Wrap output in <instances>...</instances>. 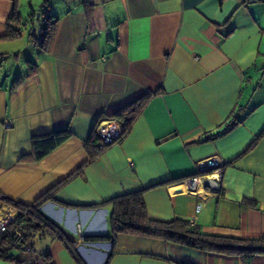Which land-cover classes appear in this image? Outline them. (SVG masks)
Wrapping results in <instances>:
<instances>
[{
    "label": "crops",
    "instance_id": "1",
    "mask_svg": "<svg viewBox=\"0 0 264 264\" xmlns=\"http://www.w3.org/2000/svg\"><path fill=\"white\" fill-rule=\"evenodd\" d=\"M34 1L0 0V41L14 3L22 33L0 49V210L1 197L38 205L65 241L34 234V252L11 249L13 261L0 264H79L75 255L83 264H264L132 234L83 240L110 235L109 202L139 191L154 220H188L197 206L203 233L264 237V2L42 0L25 15ZM45 8L58 20L48 52L30 36ZM25 52L27 71L2 75ZM144 96L128 135L90 159L84 144L99 118ZM60 130L71 137L34 160L32 137ZM211 157L224 164L222 181L187 193L196 163Z\"/></svg>",
    "mask_w": 264,
    "mask_h": 264
},
{
    "label": "trees",
    "instance_id": "2",
    "mask_svg": "<svg viewBox=\"0 0 264 264\" xmlns=\"http://www.w3.org/2000/svg\"><path fill=\"white\" fill-rule=\"evenodd\" d=\"M43 5L47 7L48 1L45 0ZM40 15H42L43 23L41 26L42 35L37 37L35 33H32L30 36L32 37L35 45L42 52H48L54 39L58 20L46 8ZM20 24L21 15L17 5L14 3L6 24L7 34L1 40L12 41L20 38L22 36L21 29L18 27ZM30 76L31 74H28L26 75V78ZM15 83L17 84L12 91H15V89L23 83V81L21 78L17 77L15 78ZM147 99L148 98L144 96L131 105L115 112L110 117H106L107 119L116 121V123L123 127V133L115 143L122 141L128 135L133 121L138 116L140 110L144 107ZM97 123L95 124L93 132L87 137L84 144L90 159H94L105 150H100L98 148L99 139L95 134ZM235 124H237V122L235 120H231L225 125L224 129L210 135L208 139H212L229 132ZM71 135L72 134L69 130H60L46 135L32 137L31 149L33 159L36 161L43 159L57 147L65 143ZM1 199L5 204L14 206L21 211L30 209L29 215L33 225H30L29 228L34 234L39 236L48 234L53 238L65 241L59 228L47 220L38 211V205L22 206L14 203L8 198L1 197ZM41 200L47 201L53 199H51L48 194H45L41 197ZM109 204L111 206V213L109 217L111 234L108 236H86L83 238L85 242L96 243L108 241L114 243L117 235L132 234L161 239L166 242L194 248L205 253H213L225 257H237L243 261L258 256H264V237L242 238L212 235L201 232L197 225L191 227L187 220L173 219L171 221H158L150 218L145 209L143 191L123 194L112 199ZM11 240V231L0 235V257L9 261H13V259L9 256L11 249H6L5 246ZM71 251L73 253V250ZM75 258L79 264H83L77 255H75ZM108 261L109 260H107L105 264H108ZM16 264L26 263L16 262ZM181 264L189 263L182 262Z\"/></svg>",
    "mask_w": 264,
    "mask_h": 264
},
{
    "label": "built area",
    "instance_id": "3",
    "mask_svg": "<svg viewBox=\"0 0 264 264\" xmlns=\"http://www.w3.org/2000/svg\"><path fill=\"white\" fill-rule=\"evenodd\" d=\"M262 1L264 0H254ZM42 35L40 31L37 37ZM6 129L11 128L10 123L5 124ZM123 127L112 119H100L95 128V134L99 139L98 148L104 150L113 145L122 135ZM224 176V164L216 157L207 158L196 163L195 175L186 180V192L192 195H202L204 193V182L220 184ZM201 187V190H200ZM30 209L21 211L20 209L7 205L0 210V235L12 232V240L5 246L6 249L24 250L34 252V233L30 231ZM198 218V207L195 206L193 214L187 220L189 225L195 226Z\"/></svg>",
    "mask_w": 264,
    "mask_h": 264
},
{
    "label": "rangeland",
    "instance_id": "4",
    "mask_svg": "<svg viewBox=\"0 0 264 264\" xmlns=\"http://www.w3.org/2000/svg\"><path fill=\"white\" fill-rule=\"evenodd\" d=\"M42 0H35L34 3L36 4H33L34 6H22L21 9H22V12L27 15L29 13V10L31 9L30 7H32L33 9L35 8L36 11L37 9L40 10L42 8ZM28 4V3H26ZM26 9V10H25ZM41 18V17H40ZM39 19L35 20V24H36V27H39L41 24H42V19ZM28 55L26 54H23L22 58L20 59V63L19 65L20 66H15L14 63H12V61L9 59L7 61L4 62V64L2 65L1 67V71H2V75H12L13 77L16 75V73H20V74H24L26 71H27V68L24 66L23 64V61H24V57ZM14 68V69H13ZM12 73V74H11ZM15 73V74H14ZM13 252L15 253H18V254H29L27 252H20V251H17V250H13Z\"/></svg>",
    "mask_w": 264,
    "mask_h": 264
},
{
    "label": "clouds",
    "instance_id": "5",
    "mask_svg": "<svg viewBox=\"0 0 264 264\" xmlns=\"http://www.w3.org/2000/svg\"><path fill=\"white\" fill-rule=\"evenodd\" d=\"M8 46V42L7 41H0V49L5 48Z\"/></svg>",
    "mask_w": 264,
    "mask_h": 264
},
{
    "label": "bare ground",
    "instance_id": "6",
    "mask_svg": "<svg viewBox=\"0 0 264 264\" xmlns=\"http://www.w3.org/2000/svg\"><path fill=\"white\" fill-rule=\"evenodd\" d=\"M186 186H187V185H186ZM186 186H185V187H186ZM186 190H187V187H186ZM200 190H201V187H200Z\"/></svg>",
    "mask_w": 264,
    "mask_h": 264
}]
</instances>
